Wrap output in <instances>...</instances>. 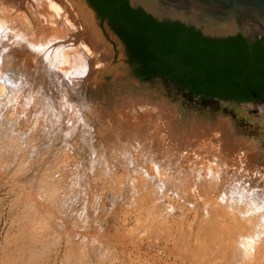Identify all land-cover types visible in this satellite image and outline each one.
Here are the masks:
<instances>
[{"label": "bare ground", "instance_id": "bare-ground-1", "mask_svg": "<svg viewBox=\"0 0 264 264\" xmlns=\"http://www.w3.org/2000/svg\"><path fill=\"white\" fill-rule=\"evenodd\" d=\"M112 59V48L96 30L94 20L89 12L81 7L77 9L68 0H0V203L5 198L6 200L9 198L8 214L5 218V214H0V264H264V168H251L253 170H249L248 166L239 168L240 163L235 164L233 162L234 164H232L234 158L231 157L232 161L224 160L226 157L221 158L219 153L222 149L220 146L213 149L211 157H207L206 154V158L202 153L201 155L198 154L199 156L195 161L189 159L193 161L191 165L185 164L182 161L185 156H181L180 158L183 157L182 160L179 159L177 164L173 163L175 167H171V164L167 163L169 164L168 168L165 165V168H162L157 165L158 163H154L153 166H158L155 169L153 167L155 172L148 174L150 173L148 170L140 171V173L143 172L140 178L137 176L135 178L134 176L135 179L129 180L127 178L124 179L125 177L123 178L119 173L117 174L118 171L116 170L119 169V165L118 169H115L111 165L114 161L112 160L109 163L110 160L107 162L105 157L104 160L106 161L103 163L106 162V164L104 165L105 171L103 173L109 174L113 168L115 169L113 171H116L117 175L115 174L116 177L111 184L117 190L118 195H126L127 189L125 188L128 184L131 185L130 189L132 190L130 199H127L128 203L131 202L130 208L132 207V209L124 213V220L121 224L117 223L118 225L108 229L107 235L104 234L106 233L104 228H101V230L98 228V231L100 230L98 233L100 234H97L96 229H94L96 235L93 236L94 230L92 229V221L89 216L86 215V220H84L82 217L85 216V213H83L84 216L77 211L75 213L74 203H71V200L69 201L76 194L72 195L74 191L71 189L72 187L61 186L62 184H58L54 178L51 181H47V179H39L37 176V178H28L26 176L28 168L25 167L24 161H28L29 157L33 161V156H36L34 153L36 151L34 145L36 140L33 141L35 138L31 137L35 134L30 136L29 133L24 132L20 128L21 123L25 122V125L28 123L30 127L29 123L33 122L32 130H36L38 133L52 130V132H59L66 138H75L74 135L80 132V128H89V122L87 124L85 119L89 106L83 96L84 93L82 95V91L87 86L98 84L102 73L112 71ZM74 96L80 100L82 105L71 103L70 98ZM156 108L155 110H159V108ZM151 111V115H153V109ZM159 111L161 112V109ZM257 111L262 114L261 118H264V106L258 107ZM146 112L147 114L149 113L148 111ZM146 112H144L145 116H147ZM156 113L158 112L156 111ZM159 115L161 113H158ZM156 116L154 112L153 118H157ZM68 117L72 124H67L66 126L64 123ZM151 117H148L149 120ZM153 118L152 120L154 121ZM261 121L264 124L262 119L260 122L258 121L259 124H261ZM142 126L139 127V131L142 130ZM25 128L24 130H26ZM100 128L101 130L103 129L102 126ZM142 128L144 129L145 127ZM172 129L174 130V128ZM112 131L114 132V130ZM165 131H168V129ZM217 133H220V131ZM85 134L87 135L86 132ZM162 135L164 137L167 134ZM40 136L45 138L43 134H40ZM78 136L82 137V135ZM174 136L176 137L177 134H174ZM174 136H169V138L173 139L175 138ZM111 138L113 139V137ZM175 139H173L174 142H179L178 139L176 141ZM78 140L81 141L80 138ZM163 140L161 138V141H158L162 142ZM73 141L75 140L73 139ZM215 141L217 142L218 140ZM107 142L104 141V143ZM159 142L156 145L163 143L160 144ZM189 142L192 143V141ZM114 144H116L115 141ZM183 144L186 145L187 143ZM183 144L182 146L186 149L187 147ZM24 145L28 146L29 149L32 148L33 152L28 155L25 154V151L24 153L20 152L19 149L21 147H23L21 149H25ZM109 145H112V149L115 147L113 144ZM250 145L252 144L250 143ZM174 146L176 147V145ZM249 146H246V148ZM106 147L103 149L109 148V146ZM165 147L167 148V146ZM175 147L172 146V149ZM3 148L8 150V156L11 155L7 159L13 157L16 159L15 165H13L14 161L7 164L5 155L3 157L5 161L1 159ZM75 148L77 150V147ZM117 148L115 147L114 149ZM121 148L123 149L124 147ZM166 148L164 149L166 150ZM200 148L203 152L202 147ZM93 149L96 152L97 149L95 147ZM249 149L245 152H248ZM210 150L212 149L210 148ZM107 151L110 152L105 150V152ZM120 151L122 152L121 155H125L121 149ZM157 151L160 153L158 149ZM157 151H153V153ZM171 151L175 152L176 149ZM171 151H169V155ZM181 151L179 149V152ZM98 152L100 151L98 150ZM98 152L96 153L97 155ZM165 152H161L163 156ZM228 153L226 152L227 155H229ZM251 153L254 154L253 152ZM109 154L104 155L107 156ZM121 155L120 159L126 156L123 157ZM57 156L59 155L57 154ZM112 156L115 158L116 153ZM140 156L144 158L141 153ZM141 157H139L140 161H142ZM190 157L186 156L185 159ZM244 157L248 158V154L246 156L245 153ZM148 158H146V161ZM170 158L168 159L170 160ZM149 160L152 162V158ZM156 160L158 159L156 158ZM250 160L248 159V161ZM71 161L73 160L71 159ZM190 161L187 162L189 163ZM44 162L46 163V161ZM98 162L101 163L99 160ZM128 162L127 164L131 163ZM136 162L138 161L136 160ZM241 162L244 163L245 160L242 158ZM246 162L244 166H246ZM116 163L118 164V162ZM120 163L121 161H119ZM6 164L11 165L8 167L5 166ZM254 166L256 165L254 164ZM13 167H15L14 171L12 175H9V171ZM126 167L128 166L126 165ZM143 167L145 166L143 165ZM134 168L136 169V167ZM140 169L143 168L141 167ZM58 171L60 170L58 169ZM146 172H148V175H145ZM111 173L114 175L113 172ZM175 173H177L176 176L171 175ZM56 174H59V172ZM110 174L109 176L111 177L112 175ZM110 179L113 178L111 177ZM151 180H153V184ZM76 184L77 186L79 185L78 183ZM69 186L72 185L70 184ZM68 189H70L69 192ZM130 189L129 191H131ZM113 192L115 193V191ZM74 201H76L75 197ZM2 204L4 203L2 202ZM123 211L125 212L126 210ZM118 212L116 211V213ZM112 213L114 212L112 211ZM121 213L123 214L122 211ZM74 218L82 220L81 222L78 221L80 224L83 223L81 228L79 223L71 221ZM118 218L120 219V215ZM108 222L110 221L108 220ZM3 223L4 226H2ZM104 235L106 236L105 238Z\"/></svg>", "mask_w": 264, "mask_h": 264}, {"label": "rangeland", "instance_id": "rangeland-1", "mask_svg": "<svg viewBox=\"0 0 264 264\" xmlns=\"http://www.w3.org/2000/svg\"><path fill=\"white\" fill-rule=\"evenodd\" d=\"M102 21H103V23H102L103 27L109 26L104 20H102ZM109 28L113 32L114 35H117L111 29L110 26H109ZM105 32H106V36L108 38V41L114 46V50H115L116 54H115L114 59H112V64H111V66L113 67L112 71L111 72H107V73H102L101 74V78H100V82L98 84H96L95 86L94 85L87 86L82 91V95L84 93L83 96L86 98V103L89 106V108H88L89 110H87V113L85 114V119L87 120L86 121L87 124L89 122V124H88L89 128L88 127L87 128H83L82 127L83 129L80 128V132H78L76 134L77 136L74 135L75 138L77 137V139H75V138L70 139L69 137H68L69 138L68 139L64 135L62 136V134H60L59 132H56V131L52 132V130H49V131L47 130L48 132L45 131V132H39L38 133L36 130L35 131L32 130L31 126H33V124H34L33 122L29 123L30 127L28 126V123H26V125H25V122L21 123L20 128L23 129L24 132L29 133L30 136L35 134L34 136H31V137L35 138V139H33V141L36 140V142H34V145H35L36 148L35 147L34 148H35L36 151L38 150L37 152L34 150L35 151L34 153H35L36 156L35 157L33 156V161H32V159L30 157L28 159L29 162L27 160L24 161L25 167L28 168V171L26 173V176L28 178H33V177L37 178V177H39V179L43 178V179H47V181H51L54 178V180H56V182H58V184H62L61 186L66 185L69 188L72 187L71 189L74 190L72 195H74L75 193L76 194L72 197L73 200L71 198V199H69V201L71 200V203L72 202L74 203V207H75L74 210L76 209L75 213L77 211L78 213H81L82 216L85 215L84 217H82V219H84V220H86V217H87L86 215H88L89 219H91V221H92V226H93L92 229L93 230L96 229L97 234H100L98 232H100L101 228H104V230L106 232L104 234L107 235L108 229L109 228L111 229L112 226H116L119 223L121 224V222H123V220H124V215H125L124 213H127V212H129L130 209H132V207L130 208V206L132 205L131 202L129 201L130 203H128V200L130 199L131 192H132V190L130 189L131 185L130 184L126 185V188H125V189H127L126 190V195L124 194V195L120 196V195H118L117 190L115 189V187L112 186V184H111L118 173L120 175H122L123 178L125 177L124 179L127 178L128 180L129 179H135L137 177L140 178V176L143 175V172L146 171V170H148V172H150V173L146 172V174L145 173L144 174L148 175V174H151V172L152 173L155 172L154 169L156 167H158V166H161L162 168L163 167L165 168V166H166L168 168V165L171 164V167H175V165L173 163L177 164L179 159L182 160L183 157L180 158L181 156H185V157L189 156L190 157V155H191L190 158H186L185 159V157H184L182 161H184V163L187 164V165H191V162L195 161L197 159V157L199 155H201L202 153H203V156H205L207 154V157H211V155L213 154L211 152H213V149L215 147L218 148V146H220L221 149H222V151L219 153L221 158L223 159L224 157H226V158H224V160L226 159V161H230V160L232 161V158H234L233 161H232V164H234V163L235 164L236 163L239 164L240 163L239 164V168L240 167L241 168H245L247 166H248L249 170L251 168H253V169L254 168H260V169L264 168V124H262L263 123L262 121H261L262 125L259 124L260 120L261 119L264 120V118H261L262 114L257 111L258 107H260V106L263 107L264 106V103H243V102H237V101H221V100H214L213 101V100H205V99H202V98H195L189 93V91H187V90H185L183 88H180V87H176L175 85L171 84L169 81H167L165 78H162V77H157L155 79L148 80V81H146V80L145 81L136 80V79L132 78L129 75L127 51H126V48H125V45H124L122 39L117 35L118 38L121 41L119 43L118 41H115L113 39V35H110L106 29H105ZM70 100H71V103H76L78 105L79 104L82 105L80 100L77 97H75V96L73 98H70ZM133 102H134V105L136 104V106L133 105ZM139 104H141V105H139ZM145 105H147V106L144 107ZM136 107H138V108H136ZM156 107L159 108V110L161 109V112L159 110H155ZM148 108H150L149 109L150 111L149 110H144V109H148ZM152 109H153V115H154V112H155V115H157L156 116L157 118H153V115H151V113H152L151 110ZM146 111H148L149 112L148 114L150 116H152L150 118V120L148 118L150 116L147 114ZM156 111L158 113H161V115L158 116V113H156ZM141 112H143V113H141ZM144 112H146L147 116H145ZM89 113H91L92 115L89 114ZM142 114L144 115V117H143ZM152 118L154 119V121L152 120ZM151 120H152V122H150ZM164 123H165V125H164ZM64 124L66 126H67V124L68 125L72 124V121H69V117L66 118ZM220 125H221V127H220ZM97 126H99V127H97ZM101 126L103 128L102 130H105V131L108 130V131H106V132L103 131L102 132V130L100 128ZM109 126H110V130H109ZM115 126H116V128H115ZM140 126L145 127L144 129L141 127V129L144 130V131H142V130L139 131L140 130L139 129ZM159 126H160V128L158 129ZM228 126L230 127V129H229ZM104 127H105V129H104ZM222 127H224V128H222ZM226 127H227L228 130L226 129ZM24 128L26 130H24ZM170 128L171 129L174 128V130L173 129L171 130ZM167 129H168V131H165ZM29 130H32V131H29ZM83 130H85V131H83ZM112 130H114V132H116V133H114ZM148 130L151 131V132H149ZM110 131H112V132H110ZM170 131L173 132V133L171 134ZM219 131H220V133H217ZM31 132H32V134H31ZM85 132L87 133V135L85 134ZM107 132H109L111 135L109 136V133H107ZM145 132H146V134H145ZM148 132H149V134H148ZM167 132H169V133H167ZM83 133H84V136H83ZM89 133H90V135H89ZM213 133H215V134L213 135ZM223 133H224V135H223ZM40 134L41 135L43 134L45 136V138H42L43 136L41 137ZM162 134H164V135L167 134V135L162 137L163 136ZM174 134L175 135L177 134V136L175 137ZM53 135H55V136L57 135L56 137L54 136L55 140L53 139ZM78 135H82V137L78 136ZM154 135L156 137L155 139H154ZM85 136H87V137H85ZM169 136H171V137L174 136L176 139L179 140V142L176 141L175 138H173L176 141V142H174V140L172 138H169ZM64 137H65V139H64ZM78 137L80 138L81 141L78 140L79 139ZM111 137H113V139ZM36 138L39 139V140H37ZM51 138H52L53 142H52ZM81 138H83L85 141L83 139H81ZM161 138L164 139L162 141L163 143L158 141V140L161 141ZM43 139H45V140H43ZM73 139L75 141H73ZM153 139H154V142H153ZM219 139H220V141H219ZM62 140L63 141L65 140V141L63 142ZM76 140H77V142H76ZM108 140H110L113 143H111ZM149 140H151L150 143H149ZM215 140H218V141L216 142ZM222 140H223V142H222ZM243 140H245V141H243ZM104 141L105 142L108 141V142L104 143ZM114 141H115L116 144H114ZM156 141H158L160 144L162 143L161 144L162 147H161V145H156V144H158V142H156ZM189 141H192V143L189 142ZM253 141H254L255 144L253 143ZM220 142H222V143H220ZM245 142H246V144H245ZM247 142H249V143H247ZM97 143H98V145H97ZM101 143H103V144L101 145ZM168 143H171V144H168ZM183 143L190 144L191 147H190V145L187 146V144L185 145ZM250 143L252 145H250ZM109 144H113V146L118 147V148L114 149L115 148L114 147L112 149V147H111L112 145L110 146ZM142 144H143V147H142ZM163 144H165V145L163 146ZM172 144L176 145V147L174 145H172ZM177 144L179 145V147H177L178 146ZM182 144L185 145L187 148L185 147L186 149H184V146H182ZM79 145H81V146H79ZM120 145H122V146H120ZM153 145H154V147H153ZM21 146H23V145H21ZM97 146H99L100 148H101V146H103V148H105L106 146L107 147L109 146V148H107V147H106L107 149L101 148V150H100V148L97 147ZM119 146H120V149L122 151H123L124 148L126 149V152H125V149L123 151V153H125L126 156L124 154L121 155L122 152L120 151ZM155 146H157V147H155ZM158 146H160V147L158 148ZM165 146H167V148L169 146V148H171V149H169V148L167 149ZM172 146L175 147V148L172 149ZM246 146H249L248 148H250L248 152H245V151L248 150V148H246ZM75 147H77V150H76ZM92 147L93 148L95 147L97 149L96 152H95V149H93ZM121 147H124V148L122 149ZM129 147H132V148H129ZM163 147L166 148V150ZM180 147H182V148H180ZM199 147H202L203 152L201 151V148L199 149ZM205 147H207L208 149L205 148ZM255 147H257V148H255ZM21 148H23V147H21ZM21 148L19 149L20 152L24 153V151H25V154H27V155L29 153L33 152V149L32 148L29 149L28 146L24 145L25 149H21ZM154 148H156V149H154ZM160 148H162V149L160 150ZM177 148H178V150H177ZM210 148L212 150H210ZM223 148H225V149H223ZM258 148H260V149H258ZM102 149L104 150V152H103ZM136 149H137V151H136ZM150 149H151L152 153L150 152ZM157 149L159 150L160 153L161 152H165V151L167 153L165 152L164 156H163L162 155L163 153H161V154L158 153ZM175 149H176L175 152L171 151V150L174 151ZM179 149H180V151L181 150L182 151L179 152ZM194 149H195V151H193ZM67 150H68V152H67ZM98 150L100 152H98ZM105 150H109L110 152L112 150L113 151H112V153H110L108 151L105 152ZM167 150L171 151L170 152L171 156L169 155V151H167ZM257 150H259V151L257 152ZM39 151H42V152H39ZM148 151L150 152V155H149ZM153 151H157V152L153 153ZM224 151H225V153H223ZM97 152H98V155L96 154ZM127 152H128V154H126ZM186 152H187V154H185ZM226 152H229L228 154L231 155V156L227 155ZM251 152H253L254 154H252ZM6 153H7V155H6ZM68 153H70V154H68ZM115 153H116V157H118V158H116V157L114 158V156H112V155H115ZM140 153L145 159L140 156ZM157 153L159 154L160 157L158 156ZM221 153H223V154L221 155ZM245 153H246V156L248 154V158L244 157ZM249 153H250V155H249ZM57 154L59 156H57ZM104 154H109V155L105 156ZM134 154H135V156H133ZM235 154H236V156H235ZM8 155H9L8 150L3 148L2 149V158L1 159L3 161H5V158H6L7 164H9L11 161H12L11 163H13V161H14L13 165H15V163H16L15 160L16 159H14V157H13V158H8V159H11V160H8L7 157L11 156V155L10 156H8ZM37 155H38V157H37ZM69 155H70V158L73 161H71V159L69 160ZM120 155L123 156V157L125 156L126 158L125 157L124 158L121 157V159L123 160L122 161L120 159ZM147 155H149V156H147ZM168 155H169V157H171L170 160L168 159L169 157H167ZM225 155H227V156H225ZM96 156L97 157L99 156L100 158L98 157L99 158L98 159ZM3 157H5V158H3ZM60 157H62V158H60ZM109 157H111V158H109ZM139 157H141L142 161H140ZM147 157H149V158L146 161ZM161 157H162V159H161ZM240 157H242L243 160H245V162H246V159H247L246 166H244L245 162L244 163L241 162L242 158H240ZM104 158L107 160V162H108V160H110L109 163H111L112 160H113L114 162H112V163H114L116 166L114 164H112V163H111V165L115 169H118L117 167L119 165V169L116 170V171H118L117 174H116V171H113V170H115L114 168L113 169L111 168L112 171L109 172V174L111 172H113L114 175L116 174L115 176L112 175V173L110 174V175H112L111 177L113 179H110L111 177L106 172L103 173V171H105L104 165L106 164V162L103 163L104 161H106V160H104ZM132 158H134L133 161H132ZM151 158H152V160H151L152 162H150V160H149ZM156 158L158 160H156ZM244 158H246V159H244ZM125 159H127V160H125ZM153 159H155L156 161L154 160V162H153ZM174 159H176V160L174 161ZM189 159L193 160V161H190ZM227 159H229V160H227ZM248 159L249 160L251 159V160L248 161ZM98 160L101 161V163L98 162ZM136 160L138 162H136ZM167 160H168V162H167ZM44 161H46V163ZM119 161H121V163H123V165H121V163L119 164ZM126 161L127 162L129 161L128 163H130V162L131 163L127 164ZM187 161H190V162L188 163ZM116 162H118V164ZM142 162H144V163H142ZM146 162L148 163V165H147ZM53 163L56 164V165H54ZM154 163H156V164L158 163L157 164L158 166L156 164H155L156 166H153ZM167 163H169V164H167ZM7 164L5 166L9 167L11 165V164L7 165ZM59 164H61V165L59 166ZM65 164H66V166H65ZM137 164H138V166H137ZM252 164H253V166H254V164L256 166L253 167V166H251ZM31 165H32V167H31ZM126 165L129 168L128 167L125 168ZM143 165L145 167H143ZM76 166H77V168H76ZM102 166H103V168H102ZM249 166H251V167H249ZM134 167H136V169ZM141 167L143 169H140ZM153 167H154V169H153ZM14 168L15 167H13V169L11 171H9L10 172L9 175H12V172L14 171ZM60 168H62V169H60ZM122 168H123V171H122ZM58 169L60 171H58ZM131 169L133 170L134 173L132 172ZM138 169H140V170L138 171ZM151 169H152V171H151ZM253 169H251V170H253ZM128 170L132 174H130ZM172 170L176 171L175 169H172ZM72 171L75 172L76 174L74 173V175H72V173H73ZM100 171L102 172L103 175L101 174ZM140 171H143V172L140 173ZM55 172L56 173L59 172V174H56ZM66 173L68 174V176H67ZM176 174L177 173L171 174V175L172 176H176ZM69 175H71L72 177L69 176ZM107 175H108V177H106ZM94 176H95V178H94ZM134 176H135V178H134ZM66 177H67V181H66ZM103 177H105V178H103ZM131 177H133V178H131ZM175 180H177V179H175ZM69 181H72L73 183L69 182ZM75 181H76V183L79 184L78 186L75 183ZM109 182H110V184H108ZM151 182H152V184L154 183L153 180H151ZM151 182H150V186H151ZM80 183H81V185H80ZM70 184L72 186H69ZM73 186H75V187L73 188ZM129 189L131 191H129ZM111 190L115 191V193L114 192L112 193ZM69 191H70V189H68V192ZM78 191H79V193H78ZM153 191H154V189H153ZM129 192H130V194H129ZM84 193H85V195H84ZM78 194H79V196H78ZM74 197H75L76 201H74ZM100 198H101V200H100ZM117 198H118V200H117ZM8 199L9 198H7V200H6V198H5L4 201H2L4 204H2V202L0 203V214L1 215L5 214L4 218L6 217V215L9 212V200ZM114 200H115V202H113ZM116 200L119 201V202H117ZM121 203H123V204H121ZM94 204H95V206L93 207ZM126 205H128V206H126ZM114 206H115V209H114ZM125 207H126V209H125ZM89 208H91V209H89ZM92 208H94V209H92ZM103 208H105V209H103ZM82 210H83V212H82ZM94 210L95 211L97 210V211L95 212ZM104 210H106V212L103 213ZM123 210H126V211L124 212ZM91 211H92V213H91ZM93 211H94V214H93ZM112 211L114 213H112ZM116 211L117 212L119 211V212L116 213ZM121 211L123 212V214L121 213ZM83 213H85V214L83 215ZM119 215H120V219L118 218ZM128 215H129V213H128ZM100 216H101V218H100ZM108 220L110 222H108ZM71 221H73L75 223H79L82 220H79V218H74ZM93 222H94V224H93ZM113 222H114V224L115 223L116 224L114 225ZM100 223H102V224H100ZM82 225H83V223H81V224L79 223V227L80 228L82 227ZM101 225H103V226L101 227ZM2 226H4V223L2 224ZM98 228L100 229L99 231H98ZM96 231L95 230L93 231L94 232V234H92L93 236L96 235V233H95ZM105 235H104V238L106 237ZM102 239H103V237H102Z\"/></svg>", "mask_w": 264, "mask_h": 264}, {"label": "trees", "instance_id": "trees-1", "mask_svg": "<svg viewBox=\"0 0 264 264\" xmlns=\"http://www.w3.org/2000/svg\"><path fill=\"white\" fill-rule=\"evenodd\" d=\"M125 43L142 80L165 78L205 100L264 103V38L212 40L159 23L126 0H90Z\"/></svg>", "mask_w": 264, "mask_h": 264}, {"label": "water", "instance_id": "water-1", "mask_svg": "<svg viewBox=\"0 0 264 264\" xmlns=\"http://www.w3.org/2000/svg\"><path fill=\"white\" fill-rule=\"evenodd\" d=\"M68 1L74 4L77 9L81 7L89 12L94 20L96 30L111 46L114 59L116 54L114 46L108 41L105 29L110 35H113L115 41L119 43L121 41L110 30L109 26L113 30L110 23L104 20L109 26L103 27V19H101L97 10L92 6L90 0ZM126 1L132 9L142 10L147 16L159 23H178L188 29H194L207 39L223 40L242 37L249 44H254L256 41L264 38V0ZM125 48L127 51L129 75L136 80L145 81L138 76L136 65L132 63L126 45Z\"/></svg>", "mask_w": 264, "mask_h": 264}]
</instances>
